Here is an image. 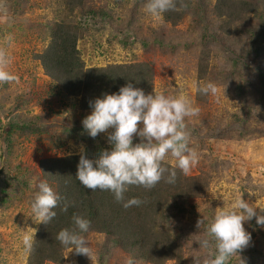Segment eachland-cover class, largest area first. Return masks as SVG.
Returning <instances> with one entry per match:
<instances>
[{
	"label": "trees",
	"instance_id": "1",
	"mask_svg": "<svg viewBox=\"0 0 264 264\" xmlns=\"http://www.w3.org/2000/svg\"><path fill=\"white\" fill-rule=\"evenodd\" d=\"M12 1L14 7L11 8L17 12L21 3ZM52 1L55 5L49 11L51 19L44 23L43 29L47 44L32 58L46 80L40 91L45 101L59 102L57 112L36 115L12 113L17 106L22 109L20 105H24L25 100H36L41 93H35V83L21 84L20 77L11 87H8V82L0 83L8 106L1 108L0 114L4 110V117H8L6 113L9 115L3 126L8 132L1 129L2 138L6 140L5 148L4 141H0V164L6 174L5 183H16L19 194L25 196L35 192V197L37 185L47 181L60 197L55 209L56 217L47 225H37L34 250L27 253L25 264H65L66 256L73 255L77 257L76 264H126L129 259L134 264H203L215 253V245L211 243L203 249L198 242L205 238L204 230L213 218L207 217L206 223L198 230L190 215L201 218V213L211 210L215 216L214 206L204 199H207L206 192L219 168L216 163L209 164L208 170H200L199 174L191 176L175 167L173 157L166 156L162 166L176 171L175 183L166 182L169 173L165 172L164 179L151 189L129 186L124 194L125 200L135 197L142 203L126 209L115 201L111 192L91 191L79 184L75 174L81 153L41 159L35 169L21 160L24 149L11 157L12 133L38 141L47 135L51 148H62L73 141L81 144L88 159H96L101 151L110 150L111 146L106 134L93 139L83 130L81 121L91 112L89 103L105 93H116L129 83L143 89L145 94L158 93L148 63L128 60L102 67H86L77 44L85 40L91 27L98 26L102 30L108 26V35H125L124 40L116 35L120 45L130 44L133 40L145 54L150 48L152 55L171 56L176 60L174 66L181 68L177 69L179 75L185 72V66H180L184 64L178 62L184 57L192 58L197 79L203 82L213 75L212 62L224 63L235 69L251 65V61L253 68L260 70L264 81V7L260 0H176V9L165 12L159 20L161 25L156 27L140 18L138 22V5L141 1L145 4L144 0ZM126 2L130 7L122 15L124 12L119 13L117 8ZM187 17L198 25L203 24L200 48L193 44L187 33L177 29ZM3 38L0 30V41ZM252 86L256 88V84L251 83V89ZM260 86L264 92V85L260 83ZM159 93L178 96L179 91L175 95H167L165 91ZM195 97L203 108L209 102L206 95L196 92ZM192 118L186 117L185 124L190 135L189 147L196 149L208 136H202V129H207L208 123L200 128L193 124ZM133 142L139 143L140 139L134 137ZM0 183L3 184L2 179ZM0 193V204H3L8 193L3 189ZM65 204L68 205L67 211H62ZM73 215H80L91 222L89 231L81 233L91 249L88 257L71 252V248L62 246L56 239L60 230L73 227ZM247 222L257 226L253 220ZM263 249L264 237L260 239V249L254 248L250 253L255 255ZM235 259L240 263L236 257L228 264H237L231 263ZM246 264H252L251 260Z\"/></svg>",
	"mask_w": 264,
	"mask_h": 264
},
{
	"label": "rangeland",
	"instance_id": "2",
	"mask_svg": "<svg viewBox=\"0 0 264 264\" xmlns=\"http://www.w3.org/2000/svg\"><path fill=\"white\" fill-rule=\"evenodd\" d=\"M18 1L21 3L20 7L17 12H14L11 8L14 7L12 0H0V30L4 35L3 40L0 41V50H3L10 58V63L5 70L16 77L14 81L8 82V87H11L20 77L21 84L35 83L37 88L33 90L38 93L40 86L44 85L46 80L32 56L45 49L48 39L43 34L44 23L51 19L49 11L55 4L52 0ZM260 3L264 7V0H260ZM129 7L130 3L126 2L119 4L117 10L119 13L124 12L122 15H125ZM189 17L177 29L187 33L193 44L200 48L203 43L200 37L203 24L198 25ZM139 18L151 27L161 25L159 20L146 13L145 4L142 1L137 10L138 22ZM97 29L99 31H96ZM7 30L9 32H6ZM107 30H109L108 26L102 30L98 26L91 27L85 40L78 42L77 46L86 67H102L128 60L148 63L153 73L156 92L165 91L167 95H175L178 90V95L188 96L193 101V106L200 109L199 115L192 118L193 124L201 128L208 123V128L202 129V136H208L204 144L195 149L200 157L199 163L187 175L194 176L199 174L200 170H208L209 164L212 163L219 166L206 192L207 199H204L205 202L214 206L215 214L218 208L229 207L238 194H244L242 198L252 207H264V92H262V85L260 86V83L264 85V81L260 70L253 68V62H249L251 65L235 69L228 68L224 63L212 62L213 75L203 82L197 79L195 64L191 57L178 60L179 63L184 64L180 66H185V72L181 76L177 72V69L181 70V68L174 66L176 60L171 56L152 55L149 52L150 48L145 51V54L140 45L133 40L130 44L120 45L117 42V36L120 40H124L125 35H108ZM8 37L11 39L9 40ZM207 82L215 83L217 92L214 95H206L209 102L203 108L196 101L194 84L203 85ZM251 83L256 84V88L252 86L254 90L251 89ZM2 89L0 88V109L8 108L4 102ZM40 93L39 98L25 100V104L20 105L22 109L17 106L12 109V113L27 112L36 115L49 111L57 112L59 102L45 101L41 91ZM3 112L4 110L0 114V141H4L5 148L6 140L2 138L1 129L8 132L7 127L3 126L9 115L6 113L8 116L6 118ZM12 134L11 157H15L16 153L24 149L21 160L35 169L41 159L80 153V149L83 148L81 144H75L73 141L63 145L62 148L57 146L51 148L47 135H43L42 140L38 141L35 138L26 139L23 135L18 137L19 134L16 132ZM5 175L0 164V179L3 180V184L0 183V189L8 193L4 203L0 204V264H25L27 253L23 250L24 233L21 231L31 235L29 228L36 229L38 225L30 217V203L34 199L35 192L22 196L16 191V183L11 185L5 183L7 181ZM256 211L258 214H264L260 213L259 208ZM200 215L201 218L190 215L193 221L190 218L187 220L190 219L196 226L199 219H202L205 224L207 217L214 218V212L211 210ZM252 220L255 222V218ZM243 226L246 232H252V234L248 247L239 256L245 264L250 260L252 264H264V249L255 255L250 253L254 248L260 249L264 227H253L248 222H245ZM73 256L75 258L66 256L64 263L76 264L77 257ZM236 257L239 258L233 256L230 260ZM233 262L240 264L236 259L231 263Z\"/></svg>",
	"mask_w": 264,
	"mask_h": 264
},
{
	"label": "clouds",
	"instance_id": "3",
	"mask_svg": "<svg viewBox=\"0 0 264 264\" xmlns=\"http://www.w3.org/2000/svg\"><path fill=\"white\" fill-rule=\"evenodd\" d=\"M176 0H146L145 11L151 17L161 20L163 14L176 9ZM10 40L11 37H8ZM10 58L0 50V83L14 81L16 77L6 69ZM197 93L214 95L217 85L207 82L194 84ZM91 112L82 119L83 130L91 138L106 134L110 150L99 153L96 159H88L84 149H80L75 179L79 184L91 191H109L124 208L140 206L139 198L125 200L129 186H141L145 189L155 187L168 172L166 182L174 184L176 171H169L162 166L165 157L175 159V167L187 175L199 163V154L189 147L190 135L186 131L185 118L199 115L200 109L193 106V101L186 95L166 96L163 93L145 94L141 88L131 83L121 87L118 92L103 94L89 103ZM111 130V131H109ZM134 137L140 139L134 143ZM38 191L30 203L31 216L36 224H49L57 215L60 197L47 181L37 185ZM238 194L234 202L227 208L220 207L214 218L207 224L205 238L199 240V247L207 249L211 243L215 245V253L205 259L203 264H228L233 256H238L240 264H245L239 253L248 247L251 234L246 232L244 223L255 218L256 225L264 227V207H252ZM68 205L61 209L67 211ZM73 227L59 231L56 239L71 252L89 256L91 249L81 233L90 229V220L73 215ZM204 224L197 221L199 230ZM23 234L22 246L26 253L34 250L37 229L29 228ZM126 264H134L129 259Z\"/></svg>",
	"mask_w": 264,
	"mask_h": 264
}]
</instances>
